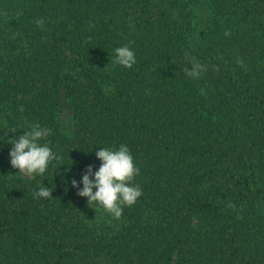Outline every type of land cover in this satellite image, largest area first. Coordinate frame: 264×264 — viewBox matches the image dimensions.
Masks as SVG:
<instances>
[{
  "label": "trees",
  "instance_id": "1",
  "mask_svg": "<svg viewBox=\"0 0 264 264\" xmlns=\"http://www.w3.org/2000/svg\"><path fill=\"white\" fill-rule=\"evenodd\" d=\"M37 123L61 159L29 177ZM0 137V264H264V0H0ZM122 143L143 195L110 221L71 181Z\"/></svg>",
  "mask_w": 264,
  "mask_h": 264
},
{
  "label": "clouds",
  "instance_id": "2",
  "mask_svg": "<svg viewBox=\"0 0 264 264\" xmlns=\"http://www.w3.org/2000/svg\"><path fill=\"white\" fill-rule=\"evenodd\" d=\"M36 24L42 28L44 19L36 20ZM224 35L230 36L231 33L225 31ZM114 52L115 58L112 63L129 69L136 63V54L128 45L117 47ZM185 59L191 64V69L188 67L183 69L187 77L199 79L202 73L207 71V66L192 57L190 53L185 52ZM236 63L239 67H245L242 58H237ZM213 68L219 71L218 65H214ZM8 131L15 133L17 129L8 128ZM50 135V128L42 127L37 123L31 125L30 129L24 131L18 138L8 140L7 143L12 146L9 152L11 166L18 169L19 174L29 177L36 174L44 175L52 161L61 159L49 146L50 141L41 142L47 141ZM96 157L101 161L98 170L93 173V167L89 165L80 181L83 187L79 188L75 179L71 181L72 186L79 189L77 192L79 196L87 198L89 207L95 210L97 207H102L113 219L119 220L123 215L124 207L133 206L143 195L141 187L134 183L135 178L140 175V169L136 166L129 147L123 143L118 148L101 147L96 152ZM33 196L36 199H50L52 189L42 186L33 192ZM227 207L235 209L233 204Z\"/></svg>",
  "mask_w": 264,
  "mask_h": 264
},
{
  "label": "rangeland",
  "instance_id": "3",
  "mask_svg": "<svg viewBox=\"0 0 264 264\" xmlns=\"http://www.w3.org/2000/svg\"><path fill=\"white\" fill-rule=\"evenodd\" d=\"M198 13L202 15L204 13L203 5L199 8ZM60 121L62 124V127L67 131L71 127V118L69 117V112L67 109L62 107L61 114H60ZM99 209L103 210L105 216L110 219V221L113 219L112 216L104 211L102 207H98Z\"/></svg>",
  "mask_w": 264,
  "mask_h": 264
}]
</instances>
